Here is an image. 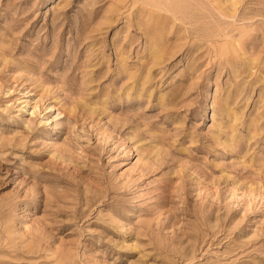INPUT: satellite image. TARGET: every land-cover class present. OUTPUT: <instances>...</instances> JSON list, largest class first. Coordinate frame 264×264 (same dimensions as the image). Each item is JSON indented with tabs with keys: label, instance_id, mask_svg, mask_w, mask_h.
Returning <instances> with one entry per match:
<instances>
[{
	"label": "rangeland",
	"instance_id": "374dc122",
	"mask_svg": "<svg viewBox=\"0 0 264 264\" xmlns=\"http://www.w3.org/2000/svg\"><path fill=\"white\" fill-rule=\"evenodd\" d=\"M0 264H264V0H0Z\"/></svg>",
	"mask_w": 264,
	"mask_h": 264
}]
</instances>
